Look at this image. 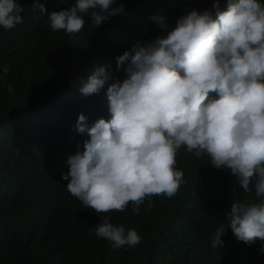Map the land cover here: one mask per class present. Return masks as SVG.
<instances>
[{
    "label": "clouds",
    "instance_id": "obj_1",
    "mask_svg": "<svg viewBox=\"0 0 264 264\" xmlns=\"http://www.w3.org/2000/svg\"><path fill=\"white\" fill-rule=\"evenodd\" d=\"M224 3L171 15L144 9L143 0H0V27L33 31L36 13L59 33L52 48L85 69L80 93L107 105V119L78 114L83 151L68 157L61 178L100 216L95 235L113 249L141 237L106 214L129 204L138 214L146 199L151 208L152 197L175 196L184 183L176 167L183 147L261 198L232 202L212 246L223 245L228 227L264 252V3Z\"/></svg>",
    "mask_w": 264,
    "mask_h": 264
},
{
    "label": "trees",
    "instance_id": "obj_2",
    "mask_svg": "<svg viewBox=\"0 0 264 264\" xmlns=\"http://www.w3.org/2000/svg\"><path fill=\"white\" fill-rule=\"evenodd\" d=\"M211 3L143 0V8L175 15ZM31 15L33 31L26 24L0 27V264H264L261 242L245 244L228 227L222 246L211 243L215 230L227 226L232 202L261 198L254 188L244 192L206 155L197 158L183 147L176 167L184 183L175 196H154L151 208L146 199L138 214L131 204L106 214L113 225L135 229L141 242L113 249L95 235L100 216L68 192L61 175L68 157L83 151L84 137L74 127L78 114L107 119V105L80 93L85 69L71 67L68 55L52 48L59 33Z\"/></svg>",
    "mask_w": 264,
    "mask_h": 264
},
{
    "label": "bare ground",
    "instance_id": "obj_3",
    "mask_svg": "<svg viewBox=\"0 0 264 264\" xmlns=\"http://www.w3.org/2000/svg\"><path fill=\"white\" fill-rule=\"evenodd\" d=\"M39 191H41V188L39 189ZM42 192V191H41ZM39 193V192H38ZM47 193V192H46ZM45 193V194H46ZM35 194H36V190H35ZM41 194H43V192L41 193ZM38 195H40V193L38 194ZM55 196V195H54ZM60 196V195H59ZM40 198V197H39ZM50 198V197H49ZM42 199V198H41ZM44 200V199H43ZM50 200V199H49ZM56 200V199H55ZM46 201H48V200H46ZM43 202V201H42ZM51 202V201H50ZM45 204V203H44ZM43 203H42V206L44 205ZM49 204V203H48ZM56 204V203H55ZM41 205V204H40ZM47 205V204H46ZM58 205H60V203L58 204ZM62 206V205H61ZM48 207V206H47ZM50 207H51V205H50ZM63 207V206H62ZM41 208V207H40ZM52 208H54V207H52ZM56 209V208H55ZM46 210V209H45ZM60 210V209H59ZM48 211V210H47ZM54 211H56V210H54ZM44 212V211H43ZM86 212V211H85ZM88 212V211H87ZM45 213V212H44ZM112 212H110V214H111ZM54 214V213H53ZM58 214H59V212H58ZM72 214V213H71ZM109 214V213H108ZM114 214V213H113ZM45 215V214H44ZM49 215V214H48ZM74 215V214H73ZM54 216V215H53ZM58 215H56V217H57ZM110 216V215H109ZM114 216V215H113ZM58 218H60V217H58ZM43 219V218H42ZM51 219V218H50ZM54 219V218H53ZM45 220V219H44ZM57 220V219H56ZM53 221V220H52ZM58 221V220H57ZM53 223H54V221H53ZM58 223H59V221H58ZM62 224V223H61ZM61 224H59V226L61 225Z\"/></svg>",
    "mask_w": 264,
    "mask_h": 264
},
{
    "label": "water",
    "instance_id": "obj_4",
    "mask_svg": "<svg viewBox=\"0 0 264 264\" xmlns=\"http://www.w3.org/2000/svg\"><path fill=\"white\" fill-rule=\"evenodd\" d=\"M64 44V46L66 47V44L65 43H63Z\"/></svg>",
    "mask_w": 264,
    "mask_h": 264
}]
</instances>
